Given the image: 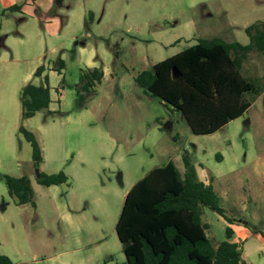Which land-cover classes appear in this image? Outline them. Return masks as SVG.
<instances>
[{
  "label": "rangeland",
  "instance_id": "obj_1",
  "mask_svg": "<svg viewBox=\"0 0 264 264\" xmlns=\"http://www.w3.org/2000/svg\"><path fill=\"white\" fill-rule=\"evenodd\" d=\"M12 5L22 14L5 11ZM259 22L264 0H0V249L14 255L19 247L39 261L30 264H124L115 224L127 191L169 161L183 172V158L211 184L234 227L264 235V92L215 133L194 135L180 113L133 82L198 39L247 45L245 29ZM59 61L61 74L54 72ZM88 63L105 74L85 112L75 85ZM39 66L62 97L57 103L51 89L50 112L23 121L17 79L42 86L32 76ZM241 74L264 87V54L249 53ZM21 126L50 160L38 170L62 171L67 186L37 183ZM5 174L29 179L34 207L14 204ZM201 219L213 244L225 239L223 217L203 208ZM241 248L264 260L255 237Z\"/></svg>",
  "mask_w": 264,
  "mask_h": 264
},
{
  "label": "trees",
  "instance_id": "obj_2",
  "mask_svg": "<svg viewBox=\"0 0 264 264\" xmlns=\"http://www.w3.org/2000/svg\"><path fill=\"white\" fill-rule=\"evenodd\" d=\"M21 5L5 11L19 12ZM247 45L223 42L219 39H198L193 46L143 69L133 76V82L146 95L157 97L166 107L182 115L194 135H211L228 122L240 117L251 100L264 92L260 78L241 74L243 62L251 52L264 54V22L245 29ZM115 57L118 52L115 51ZM62 61L54 69L60 73ZM44 71L35 69L34 77ZM100 68H85L78 76L75 89L78 107L84 108L100 84ZM43 86L26 84L20 90L22 120L47 111L50 88L47 76ZM56 102L62 96V86L54 89ZM48 112V111H47ZM19 133L30 147L31 161L37 169V183L42 187L68 185L62 171L40 172L41 148L34 134L22 126ZM221 161L219 155L215 156ZM184 171L172 161L149 170L127 191L115 224V234L122 247L124 264H243L238 244L231 241L233 232L224 229L225 239L213 244L206 235L208 225L201 219L203 208L223 215L219 197L211 184L196 177L193 165L182 159ZM8 197L15 205L34 207L33 194L26 176L3 175ZM0 264H13L0 254Z\"/></svg>",
  "mask_w": 264,
  "mask_h": 264
},
{
  "label": "crops",
  "instance_id": "obj_3",
  "mask_svg": "<svg viewBox=\"0 0 264 264\" xmlns=\"http://www.w3.org/2000/svg\"><path fill=\"white\" fill-rule=\"evenodd\" d=\"M25 5V4H24ZM14 13H20V14H22V10H20L19 12H14ZM3 40H4V38H3ZM3 40H2V46H3ZM44 67V66H43ZM85 68H97V67H94L93 66V63H88L87 65H83V67L82 68H80V70H82V69H85ZM63 70V69H62ZM54 72H56V71H54ZM103 72V71H102ZM34 73V72H33ZM58 74H61V72L60 73H58ZM104 72H103V77H104ZM44 75H47L46 73H45V68H44V71L39 75V76H37V77H34V75L32 74V76L34 77V78H36V79H42L43 80V76ZM28 81V76L27 77H25L23 80H19V79H17V85H18V87H19V94H20V90L22 89V87H24L26 84H28V83H30V84H33V83H31V80H30V82H28V83H26ZM33 85H35V86H41V85H37V84H33ZM44 85V82H43V84H42V86ZM79 87V84L77 83L76 85H75V89L76 88H78ZM50 88V87H49ZM51 89H53V88H50V91H51ZM54 90V89H53ZM96 91V90H95ZM94 95V94H93ZM62 97V96H61ZM3 98V100L5 99V97L3 96L2 97ZM19 99H20V97H18ZM92 98V97H91ZM90 101V100H89ZM88 101V102H89ZM50 105V104H49ZM87 105H88V103L85 105V107L84 108H81L83 111H87L88 110V108H87ZM49 110V107H48V109H47V111ZM48 112H50V111H48ZM37 114V113H36ZM27 120V119H26ZM38 141V143H39V145H40V148H41V155H42V162H41V164H40V166H39V168H41L45 163H46V161H50L49 159H48V157H46V155H45V153H44V148H43V146H42V144L40 143V141L39 140H37ZM83 160V159H82ZM82 160H78V162L77 163H79L80 165H83V161ZM200 166V165H199ZM73 167L75 168V170H76V172L80 175V173L82 174V175H85V172L83 171V170H81V168H77L76 167V165L75 164H73ZM58 172V171H57ZM44 173V172H43ZM51 173H55V172H52V171H47V173L46 174H51ZM66 175V174H65ZM81 176V175H80ZM68 177V176H67ZM203 183H205V184H208V180L207 179H205V181L203 182ZM210 184V183H209ZM50 187H52V186H50ZM48 188V187H47ZM71 211H74L73 209H70ZM70 223V225H72L73 224V226H83V222H69ZM226 226H229L231 229H232V232H233V235H232V238H231V241L233 242V243H236V244H238V246H239V248H240V250H241V260H242V262H243V264H264V260H260V259H257V257H253V255L251 254V253H249V255L246 253V252H244L243 251V249L241 248V245L242 246H245V244H246V242H247V240H249L250 238H252V237H255V239H258V241H259V243L261 244V246H262V251H264V235H262V234H258V233H255V232H252V231H250V230H248L247 229V227H244V228H242V230H240L239 228H237V227H234L233 226V224H230V225H228V224H226ZM225 226V227H226ZM15 253H14V255H11V253H7V252H5V251H3V250H1L0 249V254H2V255H5V256H7L12 262H13V264H30V263H37V262H39L38 260H35V259H33V258H30V257H28V255H25L24 253H22V252H20L19 251V247H17L16 246V248H15ZM21 258H24V259H22L21 260ZM44 262V260L43 259H41L40 260V264H42ZM81 264H85V263H81Z\"/></svg>",
  "mask_w": 264,
  "mask_h": 264
},
{
  "label": "water",
  "instance_id": "obj_4",
  "mask_svg": "<svg viewBox=\"0 0 264 264\" xmlns=\"http://www.w3.org/2000/svg\"><path fill=\"white\" fill-rule=\"evenodd\" d=\"M165 127L167 128V127H169L168 125H165ZM36 173H38V171L36 170Z\"/></svg>",
  "mask_w": 264,
  "mask_h": 264
}]
</instances>
